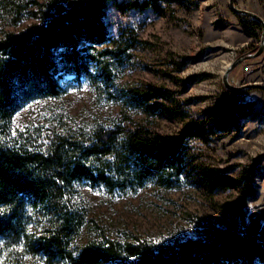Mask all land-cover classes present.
<instances>
[{"label": "rangeland", "instance_id": "374dc122", "mask_svg": "<svg viewBox=\"0 0 264 264\" xmlns=\"http://www.w3.org/2000/svg\"><path fill=\"white\" fill-rule=\"evenodd\" d=\"M19 1L23 8L16 21L13 12L0 6V32H21L41 20L45 0H37L39 6L32 0ZM128 1L134 0H108L106 5L107 28L122 41L123 50V62L114 65L109 81L99 89L88 81L72 82L59 98L26 105L10 121L12 134L32 133L40 144L70 129H88L95 121L105 125L118 121L123 126L139 123L172 134L188 121L203 120L219 110L226 91L224 70L238 56L256 51L262 28L256 30L257 36L248 35L240 16L251 18L233 11L229 0H138L148 6L117 8V2ZM234 4L264 20V0H234ZM154 5L160 6V12ZM229 81L264 84V49L235 66ZM149 87L164 91L149 101L153 107L139 99ZM238 96L253 103L250 112L237 128L224 130L208 122L203 134L188 141L186 169L171 185L153 179L135 192L109 194L103 186L77 184L69 208L82 218L71 248L104 236L153 244L207 238L215 228L229 223L240 194L239 179L255 161L254 192L246 201L245 219L249 222L264 213V89H242ZM210 172L229 181L215 186ZM49 228L50 221L41 218L29 231L39 235ZM2 260L3 256L0 264ZM21 264L64 262L26 252Z\"/></svg>", "mask_w": 264, "mask_h": 264}, {"label": "trees", "instance_id": "16d2710c", "mask_svg": "<svg viewBox=\"0 0 264 264\" xmlns=\"http://www.w3.org/2000/svg\"><path fill=\"white\" fill-rule=\"evenodd\" d=\"M45 1L39 22L21 32H0L1 264H21L26 252L64 264H264V213L245 219L258 161L239 179L240 194L229 223L207 238L153 244L104 236L71 248L82 218L69 208L77 184L103 186L109 194L135 192L153 179L171 185L186 169L188 141L203 134L210 121L224 130L237 128L253 103L226 88L217 112L188 121L172 134L118 121H95L88 129H70L40 144L32 133L12 134L10 121L26 105L59 98L72 82L88 81L99 89L109 81L112 68L123 62L122 41L112 36L104 20L108 0ZM0 6L15 14L14 21L21 16L19 0H0ZM116 6L142 9L148 3L134 0ZM153 7L160 12L159 5ZM240 23L248 35H258L257 21L240 16ZM163 92L149 87L140 102L153 107L149 101ZM214 175L210 172L209 180L215 186L229 181ZM41 218L48 219L51 228L33 234L29 226Z\"/></svg>", "mask_w": 264, "mask_h": 264}, {"label": "water", "instance_id": "95a60500", "mask_svg": "<svg viewBox=\"0 0 264 264\" xmlns=\"http://www.w3.org/2000/svg\"><path fill=\"white\" fill-rule=\"evenodd\" d=\"M229 6L230 8L235 11L238 14L241 15H247L249 16L251 19L257 21L261 28H262V33H261V39H260V43L258 48L256 49L255 52L252 53H248V54H243L238 56L224 71L223 75H222V82L223 85L227 88V89H231V90H235V91H240L242 89H246V88H262L264 89V84L262 83H258V82H248L245 84H240V85H236L233 84L229 81V73L231 72V70L237 66L239 63H241L242 61L252 58V57H256L257 55H259L263 49H264V20L263 18H261L259 15L255 14L252 11L246 10V9H242V8H238L235 6L234 4V0H229Z\"/></svg>", "mask_w": 264, "mask_h": 264}, {"label": "bare ground", "instance_id": "6f19581e", "mask_svg": "<svg viewBox=\"0 0 264 264\" xmlns=\"http://www.w3.org/2000/svg\"><path fill=\"white\" fill-rule=\"evenodd\" d=\"M227 64H228V63H227ZM227 64H226V65H227ZM230 64H231V63H230ZM230 64H229V65H230ZM229 65H228V66H229ZM225 70H226V69H225ZM225 70H224V71H225ZM223 73H224V72H223ZM222 75H223V74H222ZM224 87H225V86H224Z\"/></svg>", "mask_w": 264, "mask_h": 264}]
</instances>
